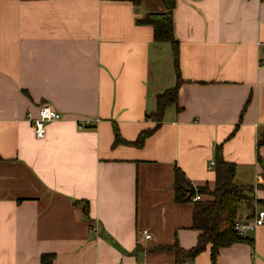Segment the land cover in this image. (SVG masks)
Listing matches in <instances>:
<instances>
[{
    "label": "crops",
    "instance_id": "crops-1",
    "mask_svg": "<svg viewBox=\"0 0 264 264\" xmlns=\"http://www.w3.org/2000/svg\"><path fill=\"white\" fill-rule=\"evenodd\" d=\"M153 2L0 0V264H177L156 247L196 245L193 196L214 190L218 146L264 199V0H176L177 63L138 22ZM179 80L141 146L115 143V128H153ZM43 104L63 117L37 138ZM177 169L192 201L176 200ZM247 236L216 264H264V224ZM211 246L181 264H212Z\"/></svg>",
    "mask_w": 264,
    "mask_h": 264
},
{
    "label": "trees",
    "instance_id": "trees-1",
    "mask_svg": "<svg viewBox=\"0 0 264 264\" xmlns=\"http://www.w3.org/2000/svg\"><path fill=\"white\" fill-rule=\"evenodd\" d=\"M142 3L146 0H134ZM176 0H162V8L151 10L143 17L138 19L140 24L152 25L154 29V39L156 42H169L173 48L174 59L178 61L179 41L175 37L173 12ZM166 89L157 96V108L149 114V117L156 121L153 128H148L140 132L134 141L125 140L119 130L115 128V143H129L141 146L144 140L163 121L166 108L178 101L179 86ZM262 144V143H261ZM216 167V186L214 190L207 187H199L198 192L209 194V197L201 198L194 202L193 226L199 230L197 243L190 249L180 247L178 244L171 246L159 245L156 249L174 250L176 253L177 264H181L187 259H193L198 253L205 250L209 243L211 246L212 264H216L217 256L222 247L231 245L235 242L250 241L249 236L242 235L235 227V220L241 217L242 209L247 211L245 219H252L255 216L257 205L264 206V199L255 196V185L241 184L236 181V165L234 162L227 161L221 146L217 147L215 161ZM264 174V173H263ZM264 182V177L263 180ZM189 181L181 169L176 170V200L192 201L188 194ZM264 188V184H259ZM87 205V203H86ZM87 210V208H86ZM252 241V240H251ZM52 255L44 254L42 264H50Z\"/></svg>",
    "mask_w": 264,
    "mask_h": 264
},
{
    "label": "built area",
    "instance_id": "built-area-1",
    "mask_svg": "<svg viewBox=\"0 0 264 264\" xmlns=\"http://www.w3.org/2000/svg\"><path fill=\"white\" fill-rule=\"evenodd\" d=\"M63 117L62 113L50 104H43L40 106L39 114L34 118V129L37 138H43L46 135V124L52 120H58ZM90 124L89 120L80 122V126H87ZM215 164V162H212ZM201 196H193L194 201L200 200ZM235 227L242 235H246L248 231L256 229L258 226L264 224V209H258L252 219H244L239 217L235 220ZM143 236L146 239L151 238L152 234L148 230L143 231Z\"/></svg>",
    "mask_w": 264,
    "mask_h": 264
},
{
    "label": "rangeland",
    "instance_id": "rangeland-1",
    "mask_svg": "<svg viewBox=\"0 0 264 264\" xmlns=\"http://www.w3.org/2000/svg\"><path fill=\"white\" fill-rule=\"evenodd\" d=\"M158 2H159V5H157V3H155V2L151 3V7H152L153 10H159V9L162 8V0H158ZM255 196H256V198H258V195L256 193V188H255ZM257 207L260 208V209H264L260 204H258Z\"/></svg>",
    "mask_w": 264,
    "mask_h": 264
},
{
    "label": "water",
    "instance_id": "water-1",
    "mask_svg": "<svg viewBox=\"0 0 264 264\" xmlns=\"http://www.w3.org/2000/svg\"><path fill=\"white\" fill-rule=\"evenodd\" d=\"M192 190H193V191L191 192V194L193 195V194H194V192H195V190H194V187L192 188Z\"/></svg>",
    "mask_w": 264,
    "mask_h": 264
}]
</instances>
